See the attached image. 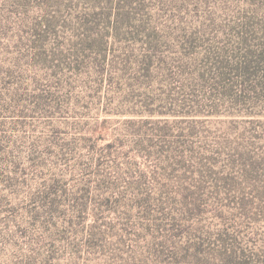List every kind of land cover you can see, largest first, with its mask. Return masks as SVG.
Returning a JSON list of instances; mask_svg holds the SVG:
<instances>
[{
	"label": "rangeland",
	"instance_id": "374dc122",
	"mask_svg": "<svg viewBox=\"0 0 264 264\" xmlns=\"http://www.w3.org/2000/svg\"><path fill=\"white\" fill-rule=\"evenodd\" d=\"M0 264H264V0H0Z\"/></svg>",
	"mask_w": 264,
	"mask_h": 264
}]
</instances>
